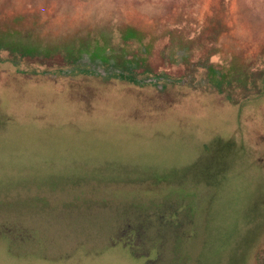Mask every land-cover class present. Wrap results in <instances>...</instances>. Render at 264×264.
<instances>
[{"label":"rangeland","instance_id":"374dc122","mask_svg":"<svg viewBox=\"0 0 264 264\" xmlns=\"http://www.w3.org/2000/svg\"><path fill=\"white\" fill-rule=\"evenodd\" d=\"M0 264H264V0H0Z\"/></svg>","mask_w":264,"mask_h":264}]
</instances>
